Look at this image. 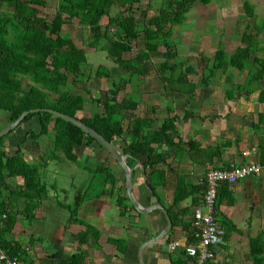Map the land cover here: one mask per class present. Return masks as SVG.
Here are the masks:
<instances>
[{
    "label": "crops",
    "instance_id": "1",
    "mask_svg": "<svg viewBox=\"0 0 264 264\" xmlns=\"http://www.w3.org/2000/svg\"><path fill=\"white\" fill-rule=\"evenodd\" d=\"M254 7L255 16L250 21L259 17L256 5ZM257 48L254 52L259 51ZM225 51L229 55L235 52ZM255 58L258 61L252 69L229 68L217 74L207 86L201 85L204 67L200 71L197 66L188 65L191 60L176 58V63L185 65L183 71L188 75V83L195 86L193 94L179 93L178 90L188 92L190 87L166 85L153 70L146 78L139 76L136 83L121 79L126 87L119 83L122 89L120 87L118 102L122 104L125 99L131 102L130 112L128 109L125 112V133L115 142L119 143L121 152L131 142L134 132L131 123L136 118L152 119L154 131H159L165 120L175 126V145L155 146L166 161L156 165L163 175L153 179L154 191L148 187L147 156L124 155L133 170V196L140 208L148 211L143 214L134 208L128 197L125 175L114 158L107 162L104 154L105 161L101 163L95 158L97 153L101 155L96 148L98 145H82L74 153L79 162L84 158L89 161L86 168L90 169L92 177L82 179V188L72 202L65 189L62 202L55 189L49 191L46 186V191L37 196L26 190L23 177L7 180L18 196L9 210L16 218V225L7 239L18 245L20 261L23 264H70V258L81 252L85 255L84 264H142L141 259L143 264H193L184 247L196 240L193 215L195 208L201 205L204 193L201 182L205 175L211 169L264 163V65L259 63H264V57ZM82 113H78L80 118L85 117ZM6 115L8 123L3 124L7 127L10 116ZM52 127L53 124L50 129ZM40 133V123L35 117L8 135L4 149L9 157L20 151L27 164L41 165L42 181L50 160L55 159L52 157L53 136ZM59 156L62 160L63 156ZM100 168L110 170L116 180L108 179L106 173L94 175ZM97 176L101 177L99 184L103 189L91 193L88 188L94 186ZM224 185L217 207V219L225 232L224 243L215 248L214 264H256L258 258L264 264V172L234 185ZM179 186L192 196L176 206L174 199ZM6 192L4 200L9 203V191ZM119 197L128 198L132 210L122 213L117 204ZM30 205L34 207L29 217L25 212ZM155 206H162L170 219L174 218L168 234H164L168 226L166 215ZM4 216L6 218V214ZM4 216L0 215L1 227ZM159 236L160 239L146 245L140 257L142 245ZM256 239L261 240V257L252 253L251 241ZM176 242L179 247L172 250L170 245Z\"/></svg>",
    "mask_w": 264,
    "mask_h": 264
},
{
    "label": "trees",
    "instance_id": "2",
    "mask_svg": "<svg viewBox=\"0 0 264 264\" xmlns=\"http://www.w3.org/2000/svg\"><path fill=\"white\" fill-rule=\"evenodd\" d=\"M142 1L0 0V8L3 10L0 12V111L9 114L10 124L25 111L51 109L81 120L113 144L122 138L125 133L123 123L126 118L122 109L126 108L130 111L131 102L125 99L123 101L126 103H117L116 97L121 91L119 85H114L116 89L113 98L104 101L94 100L103 104V114L96 113L91 118L78 116V113L85 108V97L72 93L71 90L74 88V82L81 78L85 65L89 64L86 50L79 47L71 38L63 36L64 25L74 20H79L88 34L85 41L87 47L94 49L95 52H105L113 63L129 72L131 76L146 78L155 69L158 77L166 85L189 86L188 92L178 91L181 94H193L195 86L188 83V75L183 71L185 65L175 62L177 53L171 41L173 29L184 23L188 11L194 5L209 6L216 0H163L164 6L151 18H148L147 12L137 16L138 10H135V5ZM53 3L54 13L43 14L42 11ZM116 6L119 11L112 16V10ZM244 10L247 19L255 16L252 2L245 1ZM104 21L107 22L104 24ZM258 32L264 34V24L258 28ZM140 39L144 40V48L139 50L135 58L126 59L125 55L132 52L134 43ZM242 42L245 46L239 47L229 55L220 41L214 56L203 68L202 86L210 85L220 71L227 72L229 68L245 71L253 68L255 61H258L257 58H253V52L258 44L252 40L250 34H244ZM160 47H164L166 51L162 54L163 61L154 68L151 61L155 55H160ZM259 63L264 65L262 62ZM95 75L99 79L112 78V72L103 65L98 66ZM35 117L40 123V134L53 136L52 157L55 160L59 161L60 156L57 153L63 152L66 159L79 165L78 157L74 153L77 147L98 145L102 148L94 138L85 134L80 128L49 112L30 114L19 126L32 121ZM51 124H53L52 129H50ZM131 127L134 134L132 133L131 142L122 154L133 158H137L140 154L147 156L148 161L145 164L150 168L148 187L154 191L153 179L163 175L156 165L166 161L164 155L159 154L155 146L175 145L173 144L176 136L175 126L170 120H165L161 129L154 131L152 119L136 118L131 123ZM8 135L0 138V215L3 217L6 214V218L3 219L4 226L0 228V240L2 248L14 257L18 256V245L7 239V236L16 225V218L9 213V210L15 205L18 196L14 195L17 191L10 189L7 180L17 176L23 177L26 190L37 196L46 191V185L41 181V165L27 164L22 159L20 151L12 157L8 156L4 149ZM98 173H106L108 179L113 182L116 180V176L111 174L110 170L100 168L94 172V175ZM224 186L219 190L218 199ZM6 190L9 191L7 197L9 203L4 200ZM190 196L191 193H185L184 188L179 186L174 205L178 206ZM128 203V198L117 199L122 213L132 210L133 206ZM33 207V205L27 207L25 212L27 216H32L30 211ZM172 221L175 223L173 217ZM196 242L197 240L194 243ZM117 243L121 248L118 241ZM251 243L252 253L254 255L258 253V257H261V240H252ZM84 261L85 255L81 252L70 258V264H84ZM261 263L262 259L258 258L256 264Z\"/></svg>",
    "mask_w": 264,
    "mask_h": 264
},
{
    "label": "rangeland",
    "instance_id": "3",
    "mask_svg": "<svg viewBox=\"0 0 264 264\" xmlns=\"http://www.w3.org/2000/svg\"><path fill=\"white\" fill-rule=\"evenodd\" d=\"M247 0H216L209 6H203L197 4L190 8L186 15L184 23L174 27L172 47L177 53L178 59L184 61L191 60L188 62L190 66H197L201 71L208 63L207 61L212 59L215 52L217 51L220 40L223 39V47L228 52L235 51V48H239L243 45L242 36L244 34H250L252 40L257 42L259 46L258 52H253V58L255 56L264 57V34L258 32V28L261 24H264V0H248L256 5V13L258 19L252 20L247 19L245 16L244 2ZM164 6L163 0H143L140 4L135 5L137 9V16H141L143 12L148 13V18L158 13V10ZM55 4H51L48 9H44L43 14L52 15L54 13ZM5 10V9H4ZM42 10V8H40ZM3 11L0 8V12ZM119 11L116 7L112 10V16ZM106 20V19H105ZM255 21V24H253ZM107 21H104V24ZM63 36L71 38L79 47L86 50L88 64L85 65V69L82 72L81 78L74 82V88L71 90L72 93L80 94L85 97V108L83 115L85 118H91L96 113H104V106L102 103H97L94 100L98 99L101 101L111 99L114 97L115 84L119 85L121 82L122 86H125L126 80H133L134 83L138 81V75L131 76L129 72L122 70L117 64L110 60L106 53L103 51L94 52V49L89 48L85 45V41L88 37L87 32L80 25L79 20L69 22L63 27ZM245 46V45H244ZM144 48V40L140 39L134 43L132 52L125 55L126 59L135 58L140 49ZM166 49L160 47V55H155L152 59V64L156 68L162 61V54L165 53ZM177 59V60H178ZM103 65L112 72V78L96 77V70L98 66ZM156 72L155 69H153ZM222 73V71H220ZM121 79L124 81L122 82ZM122 86L121 89H122ZM126 87V86H125ZM126 90V89H125ZM118 91V90H117ZM125 92V91H124ZM120 94V93H119ZM119 96V95H118ZM117 103L120 104L121 102ZM126 102H122L124 104ZM123 113L126 112V108L122 109ZM130 112V111H129ZM128 112V113H129ZM146 111H144L145 113ZM6 112L0 111V131H2L8 123V117ZM5 123V124H3ZM128 125L126 129L128 130ZM117 148L119 143L114 144ZM98 152L95 158L98 161L104 163V154L107 162H112L113 157L106 151H102L99 147H96ZM78 149V148H77ZM120 149V148H119ZM63 156L60 161L50 160L49 166L47 167L46 176L42 177L43 183L47 186L49 191L57 190L59 197L62 202L65 199L64 189L67 190L69 195V202L72 199L77 198V191L82 188V179L91 178L90 169L86 168L89 165V161L83 157L80 159L79 165L71 162L64 158L63 153H59ZM81 156V155H80ZM95 163H98L95 161ZM82 167V168H81ZM44 173V171H42ZM101 177L93 181V187L88 188L91 193L99 191L102 186L99 184ZM93 180V179H92ZM85 186L87 184H84ZM55 195V191L54 194Z\"/></svg>",
    "mask_w": 264,
    "mask_h": 264
},
{
    "label": "built area",
    "instance_id": "4",
    "mask_svg": "<svg viewBox=\"0 0 264 264\" xmlns=\"http://www.w3.org/2000/svg\"><path fill=\"white\" fill-rule=\"evenodd\" d=\"M263 172L264 163L257 162L208 171L201 182L204 187L201 205L195 208L193 215L194 236L197 242L184 247L186 256L192 259L193 264H214L216 261L215 248L224 243L225 232L217 219L220 188L224 184L234 185L250 176H260ZM177 247H179L178 242L170 245L172 250ZM0 264H23L17 256L9 255L2 248L1 240Z\"/></svg>",
    "mask_w": 264,
    "mask_h": 264
},
{
    "label": "water",
    "instance_id": "5",
    "mask_svg": "<svg viewBox=\"0 0 264 264\" xmlns=\"http://www.w3.org/2000/svg\"><path fill=\"white\" fill-rule=\"evenodd\" d=\"M40 112H49L52 115L59 117L67 122L72 123L73 125H75L76 127L80 128L85 134L90 135L92 138H94L96 140V142L105 150L107 151L113 158L114 160L119 164V166L121 167L125 178H126V182H127V193H128V197L131 201V203L133 204L134 208L140 212L145 214L148 210H144L142 208H140L139 204L137 203V201L135 200L134 196H133V192H132V187H133V177H132V168L128 165V163L126 162V157L122 154V152L112 143L109 142L104 136H102L101 134H99L95 129H93L92 127L88 126L87 124L83 123L81 120H78L76 118H73L71 116H68L66 114L60 113L58 111L55 110H51V109H34V110H30V111H25L23 112L20 117L13 123H11L10 125H8L6 128H4L2 131H0V138L10 134L11 132L15 131L19 125L24 121V119L30 115V114H34V113H40ZM156 209H160L162 210L165 215H166V219L168 222V226L165 229L164 234H168L169 231L171 230L172 227V220L170 219V217L168 216L166 210L162 207V206H155ZM161 236L155 238L154 240L148 241L145 244L142 245L141 248V253H140V257H142V252L144 250V248L146 247L147 244H150L152 242H154L157 239H160ZM141 263L143 264V260L141 259Z\"/></svg>",
    "mask_w": 264,
    "mask_h": 264
}]
</instances>
